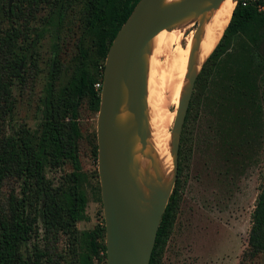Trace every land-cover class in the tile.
Returning <instances> with one entry per match:
<instances>
[{
    "label": "trees",
    "instance_id": "trees-1",
    "mask_svg": "<svg viewBox=\"0 0 264 264\" xmlns=\"http://www.w3.org/2000/svg\"><path fill=\"white\" fill-rule=\"evenodd\" d=\"M59 1L46 20L48 25L58 26L59 18L70 5ZM79 1H82L83 34L91 35L95 58L87 57L81 39L78 40V63L65 84L58 87L60 64L53 37L37 128L0 136V186L11 179L18 182V193H10L5 201H0V264H105L103 225L80 233L75 229V224L86 218V197L82 190L85 175L78 160L77 112L84 99L97 112L99 89L93 85L101 82L103 65L99 60H104L111 40L138 0ZM6 3L7 0H0L2 20L7 24L3 28L0 22V122L10 117L11 86L13 79L20 78V65L25 59L23 50L32 48L45 32L44 28L36 30L28 40L25 37V31H30L28 19L41 3L53 7L50 0H12L7 12ZM17 19L25 24L16 27ZM22 39L26 40L24 48L18 43ZM208 98L217 104L221 100H231L233 104L245 102L258 132L264 131V17L251 7L234 6L217 44L196 75L181 127L175 180L148 264H160L177 213L192 124L207 114L204 102ZM65 164L71 171L54 186L46 179L44 170ZM38 224L45 243L42 248L32 245L25 257L21 247L36 234ZM61 235L67 239L68 253L74 263L56 261L62 258L55 246ZM247 237L249 257L264 254V172L250 214Z\"/></svg>",
    "mask_w": 264,
    "mask_h": 264
},
{
    "label": "rangeland",
    "instance_id": "rangeland-1",
    "mask_svg": "<svg viewBox=\"0 0 264 264\" xmlns=\"http://www.w3.org/2000/svg\"><path fill=\"white\" fill-rule=\"evenodd\" d=\"M63 1L70 5L59 18L58 26L48 25L46 20L58 7L59 0H50L52 8L48 3H41L28 19L30 31H25L28 40L33 38L36 30L44 28L45 32L32 48L23 50L25 59L20 65V78L13 79L11 86L10 117L0 122V136L37 128L39 100L47 81L53 37L60 64L56 79L58 87L65 84L78 63V40L81 39L87 57L95 58L91 35L83 34L82 1ZM2 10L0 7V22L5 28L7 24L2 20ZM21 24L25 23L20 19L14 22L16 27ZM20 42L19 46L24 48L26 40ZM99 62L104 64V60ZM150 74L145 75V88ZM215 103L210 98L206 99L204 109L207 114L192 124L190 153L183 170L177 213L160 264H264V254L249 257L247 253L250 214L264 172V131L258 132L245 102L233 104L231 100H221V104ZM96 114L89 101L84 99L78 108L77 127L80 133L78 160L81 173L85 175L82 190L86 197V218L75 224L78 233L103 225L99 191H96L99 190ZM170 131L172 134V126ZM70 171L65 164L59 168H45L44 175L57 186ZM10 193H18V182L13 179L1 184L0 201H5ZM44 243L38 224L36 234L21 247V253L27 257L32 245L42 248ZM67 244L65 236L58 237L55 246L62 255L56 259L59 263L65 260L74 263Z\"/></svg>",
    "mask_w": 264,
    "mask_h": 264
},
{
    "label": "water",
    "instance_id": "water-1",
    "mask_svg": "<svg viewBox=\"0 0 264 264\" xmlns=\"http://www.w3.org/2000/svg\"><path fill=\"white\" fill-rule=\"evenodd\" d=\"M219 2L177 0L162 6V0H138L107 49L95 121L105 264L149 263L156 231L175 180L176 152L184 115L194 80L200 70L190 79L187 94L178 103L177 116L172 125L175 139L172 145L170 189L166 193L155 191L149 210L143 214L137 205L139 194L128 165L136 135L140 145L144 136L141 131L145 88L144 48L162 29L202 9H215ZM11 3L12 0H7V12ZM121 106L135 115V121L125 129L119 128L115 116Z\"/></svg>",
    "mask_w": 264,
    "mask_h": 264
},
{
    "label": "bare ground",
    "instance_id": "bare-ground-1",
    "mask_svg": "<svg viewBox=\"0 0 264 264\" xmlns=\"http://www.w3.org/2000/svg\"><path fill=\"white\" fill-rule=\"evenodd\" d=\"M173 1L177 0H162L161 5ZM234 6L235 0H220L215 9H202L162 29L144 48L145 75L151 73L143 97L144 136L140 145L136 135L128 165L143 214L149 210L155 191L166 193L170 189L175 139L170 129L178 103L186 96L190 79L217 44ZM115 116L120 129L135 121V115L125 106Z\"/></svg>",
    "mask_w": 264,
    "mask_h": 264
},
{
    "label": "built area",
    "instance_id": "built-area-1",
    "mask_svg": "<svg viewBox=\"0 0 264 264\" xmlns=\"http://www.w3.org/2000/svg\"><path fill=\"white\" fill-rule=\"evenodd\" d=\"M236 4H239L241 7H251L256 13L264 17V0H237ZM93 87L100 90L101 82L95 83Z\"/></svg>",
    "mask_w": 264,
    "mask_h": 264
}]
</instances>
